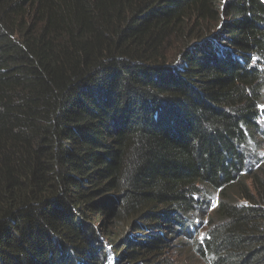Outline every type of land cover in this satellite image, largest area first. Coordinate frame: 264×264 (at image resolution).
<instances>
[{
	"label": "trees",
	"instance_id": "16d2710c",
	"mask_svg": "<svg viewBox=\"0 0 264 264\" xmlns=\"http://www.w3.org/2000/svg\"><path fill=\"white\" fill-rule=\"evenodd\" d=\"M263 97L261 0H0V264H264Z\"/></svg>",
	"mask_w": 264,
	"mask_h": 264
},
{
	"label": "rangeland",
	"instance_id": "374dc122",
	"mask_svg": "<svg viewBox=\"0 0 264 264\" xmlns=\"http://www.w3.org/2000/svg\"><path fill=\"white\" fill-rule=\"evenodd\" d=\"M212 26L215 27V24L214 23H211L210 24V27H212ZM216 33L217 32H215V34ZM167 46L170 49L164 50V52H166V55L168 56L169 59H172L175 62L176 59H177V57H178V52H177V49L176 48L179 46V40L178 39L177 40L172 39V40L169 41V43H168ZM263 101H264V97H263ZM259 120H260V123L262 124V127L264 128V112L261 113V116H260V119ZM260 153H261V157L263 158V162H262L261 165H263L264 164V142H263V146H262V148L260 150ZM255 168L256 167H254L253 169H255ZM211 203H212V208H214L217 205V203H218V197H217L216 194L212 197ZM212 208H210V210H212ZM100 218H101L100 215H97V217H95V224L96 225L101 224L99 222ZM206 222H209V223L211 222V219L209 218V215L208 214H205L204 223H206ZM215 222H217V220ZM105 229L108 230V234L114 233V230L112 229V227H108L107 226V228H105ZM199 232L198 233H199V239H200V237H201V231H199ZM118 248L120 249V252L124 251V248L122 247L121 244L118 246ZM169 252H170V254L172 255V258H173L174 255H175L174 251L173 250H170ZM185 253H187V250L186 249H184V251L182 252V256L178 260V263L179 264H194V263H197V264H208V263H206L198 255H190L189 256L190 260L185 261L184 260V259H186V257H184V254Z\"/></svg>",
	"mask_w": 264,
	"mask_h": 264
},
{
	"label": "clouds",
	"instance_id": "9594fccd",
	"mask_svg": "<svg viewBox=\"0 0 264 264\" xmlns=\"http://www.w3.org/2000/svg\"><path fill=\"white\" fill-rule=\"evenodd\" d=\"M262 161H263V158L261 157V153H260V157H259L258 161L256 162L257 164H256L255 167H257ZM202 233H203V232H201V237H202ZM201 237H200V238H201Z\"/></svg>",
	"mask_w": 264,
	"mask_h": 264
},
{
	"label": "water",
	"instance_id": "95a60500",
	"mask_svg": "<svg viewBox=\"0 0 264 264\" xmlns=\"http://www.w3.org/2000/svg\"><path fill=\"white\" fill-rule=\"evenodd\" d=\"M264 3V0H261Z\"/></svg>",
	"mask_w": 264,
	"mask_h": 264
}]
</instances>
